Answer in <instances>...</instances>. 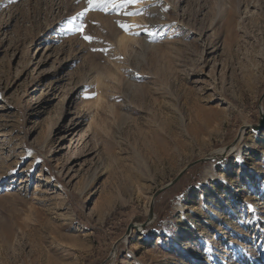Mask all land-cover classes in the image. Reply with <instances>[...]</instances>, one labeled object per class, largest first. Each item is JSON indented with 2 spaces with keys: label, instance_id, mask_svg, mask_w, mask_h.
Instances as JSON below:
<instances>
[{
  "label": "rangeland",
  "instance_id": "1",
  "mask_svg": "<svg viewBox=\"0 0 264 264\" xmlns=\"http://www.w3.org/2000/svg\"><path fill=\"white\" fill-rule=\"evenodd\" d=\"M106 7L0 0V264H264V0Z\"/></svg>",
  "mask_w": 264,
  "mask_h": 264
},
{
  "label": "water",
  "instance_id": "2",
  "mask_svg": "<svg viewBox=\"0 0 264 264\" xmlns=\"http://www.w3.org/2000/svg\"><path fill=\"white\" fill-rule=\"evenodd\" d=\"M258 109H259V112H260L261 117H260V120H259V124L251 126V129L254 130V131L264 130V109H263V106H262V100H261L260 103H259V107H258ZM245 128H247V127H244V129H245ZM244 129H243V130H244ZM234 145H235V143H234L232 146L226 147V148L224 149L223 154H222L221 156L224 157V156L229 152V150L233 149ZM203 161H205V159L200 160V161H197V162H194L193 164L189 165L185 170H183V171L178 175L177 178H175V180H173V181L170 182L168 185H166L164 188H162L161 190H159V191L154 195V197H153V201L155 200V198H156L161 192H163L164 190H166V189L172 187V186L175 185L179 180H181V178L183 177V175H184V173L186 172L187 169H189V168H191L192 166H195V165H197V164H199L200 162H203ZM149 217H150V219L153 217V204H152V206H151V212H150V216H149Z\"/></svg>",
  "mask_w": 264,
  "mask_h": 264
},
{
  "label": "snow or ice",
  "instance_id": "3",
  "mask_svg": "<svg viewBox=\"0 0 264 264\" xmlns=\"http://www.w3.org/2000/svg\"><path fill=\"white\" fill-rule=\"evenodd\" d=\"M109 0H88V4H89V7L90 8H99V7H103L104 10L106 11L107 10V7L106 5L108 4ZM129 3H132L134 2V0H128ZM82 27L81 26V30L82 31ZM121 27L125 28V30H128L129 27H132V26H128V25H121ZM86 40H91L93 39L92 37L90 36H85L84 37Z\"/></svg>",
  "mask_w": 264,
  "mask_h": 264
},
{
  "label": "bare ground",
  "instance_id": "4",
  "mask_svg": "<svg viewBox=\"0 0 264 264\" xmlns=\"http://www.w3.org/2000/svg\"><path fill=\"white\" fill-rule=\"evenodd\" d=\"M130 36H131V35H130ZM131 38H132V36H131ZM150 40H151L150 38H146V39H145L146 46L150 43Z\"/></svg>",
  "mask_w": 264,
  "mask_h": 264
}]
</instances>
